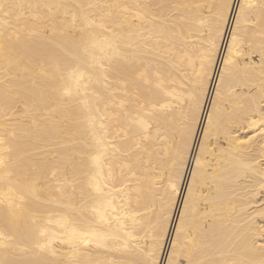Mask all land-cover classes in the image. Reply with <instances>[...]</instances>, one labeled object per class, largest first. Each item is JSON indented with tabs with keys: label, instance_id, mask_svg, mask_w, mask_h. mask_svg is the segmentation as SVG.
<instances>
[{
	"label": "bare ground",
	"instance_id": "6f19581e",
	"mask_svg": "<svg viewBox=\"0 0 264 264\" xmlns=\"http://www.w3.org/2000/svg\"><path fill=\"white\" fill-rule=\"evenodd\" d=\"M4 3L24 7L0 12V155L8 164L0 168V244L6 245L0 261L144 258L126 252L123 240L106 241L103 248L69 242L68 234L89 227L93 218L99 226L92 211L100 203L96 188L108 192L123 183V199L113 193L114 203L140 213L123 223L143 237L145 252L167 211L157 264L173 258L187 264V255L204 264H259L264 171L253 160L264 142L240 151L236 141L255 134L249 121L258 119L264 103V12L257 7L242 15L245 0ZM144 3L154 6L150 15L134 19L135 6ZM224 3L229 7L220 25ZM88 4L113 7H76ZM238 19L239 54L233 49L226 67ZM213 39L217 47L209 62ZM9 107L15 112L5 120ZM137 116L151 125L146 132L134 122ZM97 140L104 142L98 165L91 159L97 153L84 147ZM181 221L183 250L178 245L173 257Z\"/></svg>",
	"mask_w": 264,
	"mask_h": 264
},
{
	"label": "snow or ice",
	"instance_id": "6c2138e0",
	"mask_svg": "<svg viewBox=\"0 0 264 264\" xmlns=\"http://www.w3.org/2000/svg\"><path fill=\"white\" fill-rule=\"evenodd\" d=\"M23 4H13L8 5L4 3V0H0V12H3L5 15H7L11 9L16 8H23ZM28 7H32V5H28ZM47 7V5H45ZM78 9L83 8H98V9H104V8H111L113 5H101V4H88V5H76ZM138 10L136 12V15L133 17L134 19H144L150 15V10L154 7L153 5L149 3L144 4H138L135 6ZM155 7H159V5H156ZM222 11L219 14V23L220 25H223L224 23V12L228 9L229 5L227 3H224L219 6ZM260 8L262 12H264V0H259V3H256V0H245V3L240 6L241 14L244 15L246 9H253V8ZM124 10L127 11V6H124ZM153 19L155 17H152ZM75 19V17H73ZM92 23H95V20L92 21ZM101 27L104 26L103 20L100 25ZM237 31H234L231 35V41L232 46L229 48V59L225 61V66L229 63H232V57H233V49H235V54H239V48H238V30L240 27V20H237ZM217 38L220 35V28L218 27L216 29ZM216 40L213 39L209 42L208 52H207V59L209 62H211V59L213 55L216 52ZM261 59L262 63H264V52L261 53ZM99 68L107 71V69L104 68V64L101 63L99 65ZM66 95H71L70 92L65 93ZM196 100L195 109L193 110L192 114V123L195 124V111L199 109V100L198 98H194ZM264 99V98H262ZM9 111L15 112V108L9 107L5 111V120H11V117L7 114ZM253 115H257V113L254 111ZM134 122L139 125L140 129L144 132L147 131V129L151 126L147 123V121L142 120L139 116L134 118ZM250 126L255 129L254 135H249L246 139H238L236 141V144L238 146V150H250L252 146H254L257 142H264V103L261 104V110L258 113V119L251 120L250 119ZM211 117H209V125H211ZM192 135V128L191 126L188 128V136L190 137ZM207 136L208 133H205ZM146 138V137H144ZM259 138V141L257 140ZM5 143L4 139L0 138V144ZM104 142L97 140L94 144H85V149L90 153L91 151H95L97 155L91 156V159L93 162H95L97 165L99 163V154L102 152V146ZM113 148H115V145H112ZM187 147V142H185V149ZM183 155L181 154L179 157V164L180 166H183ZM197 164L199 165V161H197ZM254 165H259L260 169L264 171V150L261 151V154L259 156V159L253 160ZM253 164L248 165V167H252ZM8 164L6 162V159L3 155H0V168H7ZM177 177L179 173H176ZM169 184L172 188V193L176 194V185L175 183L169 178ZM127 185L121 183L120 187H116L113 185L112 190L108 192H103L99 187L96 188V192L98 193L97 196L94 197L96 201H99L100 203L97 204L96 207L92 209L93 213L100 217L99 219V226L96 224L95 218L92 220V224L80 231H77L76 229H73L68 235H69V242L73 243L74 248L76 243L79 244H90L95 242L98 248L105 247V242L109 240H123L122 247L126 252H138L140 253L144 258H136V259H128V260H122V261H111V262H101V261H95L94 264H157L155 256L157 252L162 247V242L165 236V227L168 221V214L167 211H163L161 214V219L158 220L157 224L152 228V248L151 250L145 252V249L142 248L139 244V241L143 239V237L138 236L134 234L132 231H128L126 224L123 222L132 216L140 215L139 212L134 211L129 205L127 204H120L116 205L114 203L116 195L120 196L121 199H123V193L125 191V188ZM261 188L264 189V183L261 184ZM115 193L116 195H113ZM106 205V207H105ZM9 207H11V203H9ZM187 207V205H185ZM113 224L117 225L118 227L115 230L109 231V229H112ZM106 227H103L105 226ZM183 221H181V227L177 229L176 231V242L172 243V251H173V257L177 255L178 245L181 247V250H183V245L181 244V234L183 233ZM122 234V235H121ZM0 237H2V233H0ZM0 247H6V245L0 244ZM37 247L43 249L46 247V245H40L38 244ZM261 254L264 256V245L260 246ZM54 254V253H53ZM75 256V251L74 254ZM187 264H204L202 261H194L191 255L186 256ZM0 264H10L8 261H0ZM70 264H80V261L76 259H71ZM168 264H181L180 261H176L174 258L169 259ZM259 264H264V259H261L259 261Z\"/></svg>",
	"mask_w": 264,
	"mask_h": 264
}]
</instances>
